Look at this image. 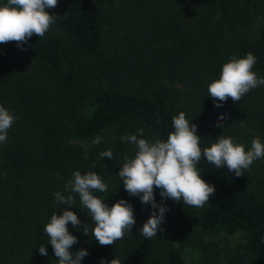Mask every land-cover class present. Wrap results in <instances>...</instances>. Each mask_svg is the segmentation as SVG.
<instances>
[{"label":"trees","instance_id":"obj_1","mask_svg":"<svg viewBox=\"0 0 264 264\" xmlns=\"http://www.w3.org/2000/svg\"><path fill=\"white\" fill-rule=\"evenodd\" d=\"M48 11L56 21L44 37L26 41L25 57L6 59L0 45V105L16 117L0 143V264H58L43 228L66 207L89 230L68 225L78 238L72 251L88 250L81 264L116 257L120 264H187V245L204 251L200 264H220L204 235L238 232L254 264H264V158L239 177L202 158L197 169L215 192L201 208L164 199L155 189L168 211L151 239L139 229L152 205L130 195L118 176L124 155L137 150L123 138L143 129L150 142L167 140L181 111L198 126L202 150L220 135L246 151L256 137L264 143V85L220 107L208 95L233 56L252 52V70L264 77V22L250 36L252 19L239 0H58ZM94 139L88 150L77 143ZM109 149L112 158H102ZM77 170L101 177L108 190L94 194L109 206L122 198L132 204L131 234L102 246L78 194L72 193L73 206L56 202L54 193L68 195L65 184Z\"/></svg>","mask_w":264,"mask_h":264},{"label":"clouds","instance_id":"obj_2","mask_svg":"<svg viewBox=\"0 0 264 264\" xmlns=\"http://www.w3.org/2000/svg\"><path fill=\"white\" fill-rule=\"evenodd\" d=\"M57 4L58 0H7L0 5V44L16 42L22 48L33 34L44 37L57 17L48 9L55 8ZM256 62L257 57L248 52L244 57L233 56L222 66L219 78L208 86V95L217 102V107L222 106L228 98L237 103L250 90L264 85V77H258L252 70ZM15 119L7 108L0 105V143L6 142L7 132ZM223 120L224 114H221L216 126L222 127ZM172 127L174 131L169 133L167 140L150 142L143 138V129L138 130L139 136L133 134L123 138L135 145L137 150L133 157L124 155L125 162L118 176L130 195L138 196L143 204H151L153 208L150 218L139 229L145 239H151L162 231L161 224L168 211L166 204L156 201L155 189H160L164 199L183 201L184 205L201 208L215 192V186L205 181L197 169L202 158L216 168L226 166L237 177L243 176L254 161L264 158V143L259 137L252 140L251 148L247 151L243 144L223 135L202 150L198 126L190 123L183 111L172 117ZM100 155L102 158H112L113 153L109 149ZM65 190L69 192L68 195L54 193L56 202L73 206L75 197L72 193L78 194L81 205L87 209L95 224L91 235L100 245H113L126 234H131L136 223L132 204L122 198L109 206L104 199L95 195L96 192L108 190L107 184L96 172L83 175L79 170L73 172L72 178L65 184ZM69 223L77 229L83 225L82 231L89 235L87 224H82L70 207L64 208L62 215L54 212L43 232L49 237L58 264H81L89 253L83 248L72 251L78 238L69 232ZM39 252L47 255V248L41 245ZM101 264H120V260L118 257L111 261L102 258Z\"/></svg>","mask_w":264,"mask_h":264},{"label":"rangeland","instance_id":"obj_3","mask_svg":"<svg viewBox=\"0 0 264 264\" xmlns=\"http://www.w3.org/2000/svg\"><path fill=\"white\" fill-rule=\"evenodd\" d=\"M239 2L247 7V11L252 19V25L248 34L255 37L264 22V0H239ZM112 31V29H109ZM109 31V32H110ZM2 48V55L9 59L16 56L17 59L26 56V42L23 47L17 45L16 42H8L0 44ZM95 139L88 142H77L86 150L95 143ZM209 249L218 254L220 264H226L229 260L234 259L237 263L254 264L250 257L245 252V239L242 232L232 235L226 233H210L204 235ZM183 255L187 264H200L204 255V251L197 246L187 245L183 249Z\"/></svg>","mask_w":264,"mask_h":264}]
</instances>
